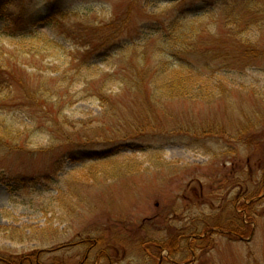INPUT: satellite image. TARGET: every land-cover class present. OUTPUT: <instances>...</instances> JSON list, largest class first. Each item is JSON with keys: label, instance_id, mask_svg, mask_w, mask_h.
I'll use <instances>...</instances> for the list:
<instances>
[{"label": "rangeland", "instance_id": "374dc122", "mask_svg": "<svg viewBox=\"0 0 264 264\" xmlns=\"http://www.w3.org/2000/svg\"><path fill=\"white\" fill-rule=\"evenodd\" d=\"M1 1L0 49L23 71L15 70L12 99L0 93V122L16 124L25 149L0 148V264H31L30 256L40 264H158L168 253L157 244L179 232L187 238L181 253L162 264H264V0ZM112 20L137 45L89 57ZM31 31L56 47L30 41L41 54H29L31 44L18 42ZM245 44L259 52L243 58ZM90 60L100 71L82 67ZM162 61L174 78L201 71L203 100L151 110L145 95L131 101L120 78L104 86L102 75L130 79L136 67ZM93 78L122 97L110 127L84 92ZM150 120L157 130L138 142L116 139L125 122ZM249 199L243 236L215 228L237 227ZM207 232L209 247L194 248L193 237Z\"/></svg>", "mask_w": 264, "mask_h": 264}, {"label": "trees", "instance_id": "16d2710c", "mask_svg": "<svg viewBox=\"0 0 264 264\" xmlns=\"http://www.w3.org/2000/svg\"><path fill=\"white\" fill-rule=\"evenodd\" d=\"M0 2H2L0 0ZM20 21H23L21 19V16L17 19V23ZM118 20H112L108 24L102 26L100 29H98L97 35V44L95 47L90 49L89 57L94 56L95 59L99 58V53H102L104 50H109L112 55L121 52V51H130L131 48L136 46V43H131L130 40L124 39V36L128 29L125 27L124 23H118ZM178 24V20L173 21L170 24V31H174L176 25ZM103 28V29H102ZM172 28V29H171ZM158 29V28H157ZM159 29H161L159 27ZM162 30V29H161ZM168 41L172 40V32H170L169 36L167 37ZM20 41L22 42V46H25L26 44H31V47H28V53L29 54H41L40 51L35 48V45L33 43H29L30 41H38L40 44L45 45V47H56L57 42H53L48 38L47 36L40 34L39 32L31 31L29 34L25 35L22 38H19V44ZM249 46V47H247ZM26 48V47H24ZM43 48V47H42ZM112 48V49H110ZM242 51L240 53H243V58L246 57V54L253 55V52H259L258 49H251L250 44L242 45ZM244 50V51H243ZM44 51V50H43ZM61 49H56L55 53H60ZM0 52H2V55H0V93H4L5 90L8 94V100L12 99L10 98L12 96V87L14 86L13 81L16 80L15 78V70L18 72H22L23 70L21 68H14L17 67L16 63H14V59H12L10 56V50L6 49V47L1 48ZM85 55H88V53H84ZM111 55V57H112ZM84 57V56H82ZM145 57V56H144ZM221 56L217 54V56L213 55L212 60L210 61H217ZM146 58V57H145ZM107 61V60H106ZM82 61V67L93 69L95 68V71H100L97 64L93 63L92 60L90 62ZM163 62V61H162ZM140 65V64H139ZM141 66V65H140ZM207 67H211V63L209 62L207 64ZM14 68V69H13ZM73 69V68H72ZM155 69V70H154ZM199 69V68H198ZM195 71V69H192ZM173 70H171V66L165 64L164 62L159 64L156 68H152L148 65H144L143 68L136 67L135 71L130 75V79L127 78V73L123 71L118 72H112L111 74L102 75L105 82L104 86L108 83L116 80L117 78H120L122 81V85H125L124 92L127 90L128 96H130V99L132 102H135L136 104L139 103V98L141 95H145V100L143 103L148 104L151 108V110H157L158 108L161 110L164 109V105L167 101H176V100H183V101H202L203 100V91L206 90L203 87V80H201V71H199L194 78L188 77V76H175L173 77ZM80 73V72H78ZM65 78H69L70 70L65 72ZM105 76V77H104ZM21 84H23L22 80H18ZM201 81V82H200ZM103 86V82L101 80L93 79H85V88L84 92L90 94L92 97H95L97 101L101 104V108H103V113L101 114L100 119L102 120H108L109 127L111 123H114L115 120L120 118V104L122 103V97L119 94H115L113 91H110L109 89L106 90V88ZM39 91V90H38ZM208 91V90H207ZM41 92V91H39ZM121 97V98H120ZM10 98V99H9ZM7 99L4 97H1L0 94V105L4 104L3 102ZM155 113V111H153ZM154 113L148 115V117L153 118ZM6 122V123H5ZM0 122V148H8L13 151H19L24 150L25 146L22 144L21 131L16 127V124L13 123H7ZM126 124L123 125L124 128H117L114 132L116 133V139L120 141L121 143H135L146 137L149 131H156L157 130V124L155 122H152V120L141 123V122H134L129 121L125 122ZM106 124H103L101 127V130H107ZM179 131H182L179 129ZM201 135L204 136H210L213 133V130L211 131H204L201 130ZM82 139V140H81ZM78 140L77 143L83 144L84 146L92 145L90 144V140L85 141V138H81ZM114 141H111L113 143ZM76 143V144H77ZM79 144V145H80ZM75 149V148H73ZM80 150V149H79ZM76 151H71L70 154H74ZM111 154H108L106 156V159ZM251 200H247L243 202L240 206L239 210H242V213L238 215L240 218L237 227L230 228L227 227V224H218L215 225L217 229L229 231L234 236H243V228H244V222L241 219L243 217V212H247V214L250 213V206L247 204ZM252 205L251 203H249ZM209 229V228H208ZM207 229V230H208ZM176 238L168 239L165 243L157 244L162 245L161 249L165 248L168 249L171 256H175L182 248V241H184L185 236L181 233H178ZM209 236L204 237L203 240L195 239L192 241V246L194 248H200V243L203 242V250L206 249V247H209L210 245V239ZM208 245V246H207ZM158 248V247H156ZM159 249V248H158ZM32 258L31 264H39L37 262V259L34 258V256H30ZM60 264V262H58ZM55 263V264H58ZM7 264V263H6ZM8 264H16L11 263L8 261ZM20 264H27L24 261H22Z\"/></svg>", "mask_w": 264, "mask_h": 264}, {"label": "flooded vegetation", "instance_id": "af4514ba", "mask_svg": "<svg viewBox=\"0 0 264 264\" xmlns=\"http://www.w3.org/2000/svg\"><path fill=\"white\" fill-rule=\"evenodd\" d=\"M76 247L75 245H73V248ZM61 248H65V247H61ZM163 259V258H162ZM163 262V261H162Z\"/></svg>", "mask_w": 264, "mask_h": 264}]
</instances>
